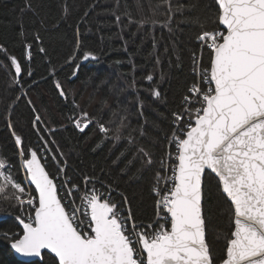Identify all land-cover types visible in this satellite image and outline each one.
<instances>
[{
  "label": "snow or ice",
  "instance_id": "6c2138e0",
  "mask_svg": "<svg viewBox=\"0 0 264 264\" xmlns=\"http://www.w3.org/2000/svg\"><path fill=\"white\" fill-rule=\"evenodd\" d=\"M163 3L169 21L174 9L185 7L172 0ZM214 3L212 27L201 24L196 36L200 50L199 55L192 54L196 79L182 97L180 110L170 113L166 139L175 147V154L167 151L165 156L171 163L165 168L166 161L161 159L160 169L154 170L152 152L147 147L137 149L138 171L141 175L153 172L150 215H137L128 196L115 195L118 186L104 184L102 177L85 175L82 184L70 177L60 179L59 174L66 175L60 159L63 153L58 157L59 148H51L54 141L45 132L53 129L31 100V130L38 146L26 145L24 136L9 123L23 161L24 180L33 186L31 190L22 186L9 171L8 158H0V198L19 207L15 221L20 229L0 235L10 241L15 253L41 258L39 264H217L206 239L203 201L207 175L216 181L217 191L232 212L233 227L218 264H264V0ZM115 19L119 24L120 17ZM79 43L77 40V49ZM75 59L73 53L69 61ZM90 59L98 57L92 51L83 52L82 60ZM10 64L13 82L20 85L21 64L14 56ZM80 67L75 65L72 76L78 78ZM145 79L150 82L147 90L153 102L163 101L161 91L154 87V76L148 74ZM55 88L67 101L68 92L59 81ZM72 104L79 109L70 121L76 130L87 134L98 128L107 136L110 129L99 116L75 99ZM126 121L127 116L120 120L114 139L130 127ZM51 161L57 163L56 174L46 168Z\"/></svg>",
  "mask_w": 264,
  "mask_h": 264
},
{
  "label": "trees",
  "instance_id": "16d2710c",
  "mask_svg": "<svg viewBox=\"0 0 264 264\" xmlns=\"http://www.w3.org/2000/svg\"><path fill=\"white\" fill-rule=\"evenodd\" d=\"M172 3L185 7L182 11L174 9L169 21L163 0H0V158H8L9 171L22 186L23 161L9 123L24 136L26 145L37 147V136L31 130L34 105L53 129L45 136L54 141L52 149L59 148L58 157L63 153L60 159L67 178L82 184L85 175L102 177L104 184L118 186L115 195L128 196L137 215L151 214L153 172L141 175L138 171L141 161L137 149L147 147L155 161L153 169H160L172 122L170 113L180 110L182 97L196 79L192 59L193 52L200 51L196 36L201 24L212 27L217 7L214 0ZM116 16L120 17L119 24ZM130 19L133 22L129 23ZM140 20L147 23H136ZM85 51H92L98 59L83 61ZM73 53L76 59L69 61ZM13 56L22 67L20 85L13 82ZM76 64L81 65L78 78L72 76ZM148 74L154 76V87L161 91L163 101L153 102L147 90L150 82L145 79ZM56 81L68 92L67 101L58 96ZM73 99L101 118L110 129L107 136L98 128L87 134L74 128L70 121L79 109L73 106ZM125 116L130 127L114 139L115 129ZM46 168L56 174V161L46 163ZM204 183L206 239L218 264L233 227L232 212L229 202L217 191L216 181L206 175ZM18 214L14 201L0 198V234L20 230L15 221ZM0 264L31 262L18 261L10 241L0 235Z\"/></svg>",
  "mask_w": 264,
  "mask_h": 264
},
{
  "label": "built area",
  "instance_id": "2783aa9c",
  "mask_svg": "<svg viewBox=\"0 0 264 264\" xmlns=\"http://www.w3.org/2000/svg\"><path fill=\"white\" fill-rule=\"evenodd\" d=\"M167 151H171L173 153V155L175 154V147L174 146H169L168 141H167V146H166V152ZM164 160L166 161V165H165V168H166L167 167V163H171V161H168L166 156H165V159ZM65 165H67V164L65 163ZM164 174L167 175V172L165 171ZM59 176H60V179H67V177L64 175V173L59 174ZM24 183H25V187L28 190H31V186L30 185H27V182L25 180H24ZM77 203H79V201H77Z\"/></svg>",
  "mask_w": 264,
  "mask_h": 264
},
{
  "label": "water",
  "instance_id": "95a60500",
  "mask_svg": "<svg viewBox=\"0 0 264 264\" xmlns=\"http://www.w3.org/2000/svg\"><path fill=\"white\" fill-rule=\"evenodd\" d=\"M33 186H31L32 188ZM13 256L20 262H24V263H29V262H32V261H40L41 258H30V257H22L20 256L19 254L15 253L14 250H12L10 248Z\"/></svg>",
  "mask_w": 264,
  "mask_h": 264
}]
</instances>
